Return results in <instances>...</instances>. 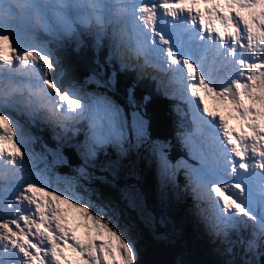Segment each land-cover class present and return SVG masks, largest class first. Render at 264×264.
<instances>
[{
    "label": "snow or ice",
    "instance_id": "snow-or-ice-1",
    "mask_svg": "<svg viewBox=\"0 0 264 264\" xmlns=\"http://www.w3.org/2000/svg\"><path fill=\"white\" fill-rule=\"evenodd\" d=\"M189 200L264 264V0H0V264H146Z\"/></svg>",
    "mask_w": 264,
    "mask_h": 264
},
{
    "label": "trees",
    "instance_id": "trees-1",
    "mask_svg": "<svg viewBox=\"0 0 264 264\" xmlns=\"http://www.w3.org/2000/svg\"><path fill=\"white\" fill-rule=\"evenodd\" d=\"M165 119V114L158 111L154 124H162ZM146 178L153 184L154 177L151 174L147 175ZM184 205H186V203ZM175 218L177 222L181 221L179 217ZM179 226L180 231L176 236V244H170L164 239H157L148 230L143 231L145 241H143L141 248L143 249V259L146 261V264H174L176 260H180L181 253L183 252L192 255L197 261L203 260L202 256H204L205 251L200 248H194L192 246L190 231L182 227L181 224ZM203 261L206 264H211L210 259Z\"/></svg>",
    "mask_w": 264,
    "mask_h": 264
},
{
    "label": "rangeland",
    "instance_id": "rangeland-1",
    "mask_svg": "<svg viewBox=\"0 0 264 264\" xmlns=\"http://www.w3.org/2000/svg\"><path fill=\"white\" fill-rule=\"evenodd\" d=\"M46 39V38H45ZM205 100L206 102L208 103L209 107H221L223 108L222 105H219L216 101H213L210 97H205ZM226 118H227V112H224L223 113ZM230 123H232L233 125H236L237 122L236 121H230ZM65 207H69L67 205H65ZM190 217V216H189ZM193 222H194V225L193 223L191 222L190 220V223H191V227H192V236H193V243H192V246L195 248V246H199L200 248H206L207 249V253H204V256L203 257V260H207V259H210L212 258V260H214L216 257L214 256V254L212 253V248L214 247V245L212 244L211 242V239L209 238V236L207 234H205L202 229H200L197 225V222L195 221V219L193 217H191ZM73 226H74V222H73ZM76 234L78 236H83V230L80 229V230H77ZM142 238V233L140 235V238H139V244H140V240ZM205 246V247H204ZM69 256L72 257L73 254L72 253H69ZM183 261H186L187 264H197V263H193V262H190L189 259H186L183 258L182 259Z\"/></svg>",
    "mask_w": 264,
    "mask_h": 264
},
{
    "label": "bare ground",
    "instance_id": "bare-ground-1",
    "mask_svg": "<svg viewBox=\"0 0 264 264\" xmlns=\"http://www.w3.org/2000/svg\"><path fill=\"white\" fill-rule=\"evenodd\" d=\"M201 8H203V5L200 6ZM205 247V246H204ZM205 260V259H204Z\"/></svg>",
    "mask_w": 264,
    "mask_h": 264
}]
</instances>
